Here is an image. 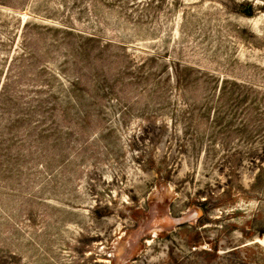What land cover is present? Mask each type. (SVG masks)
Listing matches in <instances>:
<instances>
[{
	"label": "rangeland",
	"instance_id": "rangeland-1",
	"mask_svg": "<svg viewBox=\"0 0 264 264\" xmlns=\"http://www.w3.org/2000/svg\"><path fill=\"white\" fill-rule=\"evenodd\" d=\"M0 264H264V0H0Z\"/></svg>",
	"mask_w": 264,
	"mask_h": 264
}]
</instances>
